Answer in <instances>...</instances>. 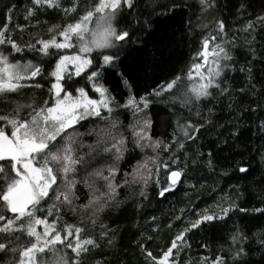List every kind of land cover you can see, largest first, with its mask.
Wrapping results in <instances>:
<instances>
[{"label": "snow or ice", "instance_id": "1", "mask_svg": "<svg viewBox=\"0 0 264 264\" xmlns=\"http://www.w3.org/2000/svg\"><path fill=\"white\" fill-rule=\"evenodd\" d=\"M199 3L201 16L197 18L195 26L209 29V23L204 21L211 19V31L203 37L201 49L196 53L203 62L191 65L186 74L188 82L183 89L180 87L183 78L177 75L149 94L162 97L170 93L171 102L174 105L178 103L187 112V115L183 111L175 114L171 140L167 142L152 135L153 120L145 111L152 101L146 96L138 100L132 94L126 78L124 83L129 87V97L127 103L120 107L131 108L133 116L138 117L126 126L130 130L131 140L121 130L120 121L111 117L115 98L98 82L100 71L93 70L87 77L92 82V91L99 93V99L90 97L85 87L76 88L70 83L73 75L79 77L92 66L90 54L93 51L100 52L103 65H113L126 48L144 43L143 35H149L152 28L150 20L140 22V27L133 30L118 29L116 26L117 16L122 15L125 8L132 9L135 0H98L94 6H85L83 14L75 22L63 27H49V38L37 40L39 49L33 44L22 47L7 34L6 27L0 30V45L10 46L7 54L0 50V98L18 93L27 86L25 81L43 72L40 64L32 60L22 62L23 58L17 59L14 53L28 49L51 56L58 55V51L50 50L78 49L73 55H59L55 62L50 72L55 78L50 89L55 99L51 103L45 101L34 107L33 104L23 105L16 101L10 112L0 114V122L4 123V126H0V222H3L0 224V253L10 257L5 264H12V261L15 264H85V258L94 250L101 249L104 244L108 247L115 245L116 230L103 223L100 216L123 202L119 199L121 188L140 184L142 187L139 195L147 198L149 183L160 185L162 168L169 172L164 186L159 189L161 197H165L166 193L181 183L187 171V161L183 168L171 170V165L161 159V151H169L174 145L177 150L184 149L188 141L196 142L198 136L204 135L202 129L207 132L210 129L225 128L217 110L220 113L227 111V124L231 125L227 128L226 136L218 132L217 147H227L231 151L240 147L237 142L242 140L243 121L257 111L264 116V76L257 79L253 70V62L264 66V14L257 15L254 20H243L239 28L227 31L225 20L215 15L217 0H199ZM186 6L177 0H172L170 4H159V15H167ZM79 7L80 0H72L69 7H64L61 0H31L25 19L35 16L41 9H56L67 16L76 13ZM239 11L246 12L245 3L240 4ZM188 26L193 27L191 19ZM105 49L114 51L104 54ZM103 65L97 67L102 68ZM260 72L264 73V67H261ZM235 73L244 74V86H234ZM35 86L40 87L39 84ZM24 107L31 108L26 116L21 115ZM140 113L143 115L139 116ZM90 118H99L105 126L88 129L87 133L79 132L77 126L86 128L82 122ZM257 127L261 143L249 150L257 151L264 161V120ZM85 134L95 136V142L87 146L86 152H81L84 145L78 143V137ZM129 143L133 145V150L138 148L144 154L132 166L130 173L125 172L123 178L117 180L120 162L129 151ZM147 150L152 155L147 154ZM100 154L110 156L111 160L94 163ZM203 155L198 152L191 163L196 164ZM212 155L209 151L208 159L203 163L214 171ZM169 159L173 163L180 162L175 154ZM237 170L248 173L249 167L238 166ZM81 172L84 175L78 180L77 176ZM78 183H82L89 191L87 202L80 205L76 203L79 200L76 188ZM192 187L195 188V185ZM47 201L51 203L42 209V202ZM215 207L219 212L205 209L196 219L189 221L188 226L175 235L161 257L153 256L151 251L137 241L141 251L153 264H179V253L185 247H191L186 240L189 232L201 228L210 231L217 227L215 222L227 217L229 212L247 211L239 208L234 201H229L227 207L221 201ZM65 208L73 213L79 209L93 227L100 221L99 237H82L81 234L86 232L83 226L58 227L59 212ZM54 210L55 219L50 222L47 217L54 215ZM254 211L264 214V208ZM182 215L183 210L175 219H181ZM40 226H43L42 230H38ZM17 233L26 235L29 243L18 244L20 237ZM146 239L151 240L152 237ZM248 239L240 230L231 235L232 264H249L244 259L248 254L244 247ZM259 243L264 247V236L260 237ZM248 247L250 249L251 246ZM67 249L71 250L72 256L68 255ZM226 255L211 259L204 257L198 264H229ZM95 264H103V261H95Z\"/></svg>", "mask_w": 264, "mask_h": 264}, {"label": "trees", "instance_id": "2", "mask_svg": "<svg viewBox=\"0 0 264 264\" xmlns=\"http://www.w3.org/2000/svg\"><path fill=\"white\" fill-rule=\"evenodd\" d=\"M61 2L64 7H69L72 0H61ZM97 2L98 0H80L77 12L67 16L56 9H41L36 12L35 16L26 20L25 16L27 9L31 7V0H0V30H4L6 27L7 34L22 47L26 44L34 45L37 39H44L51 35L48 32L49 27L53 25L63 27L67 23L75 22L83 14L85 6H94ZM171 2L172 0H135V6L132 9L125 8L123 14L117 16V27L118 29L133 30L140 27V22L150 20L152 23L150 34H141L144 43L126 48L120 59L113 65H103L100 52L93 53L92 66L79 77L73 75L70 81L74 87H85L92 97L97 98V93L92 91L91 81L87 77L93 70L100 71L101 76L98 78V82L103 84L115 98L111 117L120 121V128L129 137V140H131V134L126 126L133 123L138 117L133 116L131 108L120 107L127 103L129 97V87L124 83L125 78L131 85L132 94L138 100L141 96H146L152 101L145 111L153 120L151 132L154 137L162 138L166 142L171 140L175 114L183 111L187 115L186 110L181 109L178 103L174 105L171 102L170 93H165L162 97H154L149 94L177 75L183 78L180 85L183 89L185 75L191 65L201 61L196 53L201 49L203 37L211 31V19L204 21V23H209V29L195 26L197 18L201 16L199 0H177L178 3L187 6L177 8L167 15H159L158 5ZM241 3H245L246 12L239 11ZM154 4L157 6L153 7ZM262 14H264V0H217L215 15L225 20L228 25L227 31L239 28L243 20H254L257 15ZM189 19L193 21L192 28L188 26ZM3 47L7 51L10 46L5 44ZM50 51L56 52L57 50ZM112 51L114 50L103 51V53L111 54ZM72 52H75L74 48L62 49L58 51V55L51 56L30 50L16 53L17 59L23 58L40 64L43 72L32 85H27L18 93H12L3 98V103L0 104L3 113L10 112L15 107L16 101L23 105L33 104L34 107L42 105L45 101H51L50 89L53 79L50 72L59 55H67ZM40 56H44L45 59H41ZM253 63L255 65L253 70L259 79L264 76V73L260 72L261 67L264 66ZM97 65H103V67L98 68ZM233 75L235 76L234 86L236 88L244 86V74L235 73ZM36 84H39L40 87H36ZM173 91L175 92V89ZM73 94L77 93L73 92ZM30 111L31 108L24 107L21 115L26 116ZM217 111L222 122L225 123V128L210 129L207 132L202 129L204 135L198 136L196 142L188 141L184 149L177 150L174 145L169 151H161V159L171 165V170L183 168L187 161L185 176L181 178V183L173 191L166 193L165 197L159 195V189L164 186L169 172L168 169L163 168L160 171V185L150 182L146 189L147 198L139 195L142 187L140 184L120 189L119 199L123 202L100 216L103 223L116 230L115 245L108 247L104 244L101 249L94 250L85 258V264H95V261L98 260L103 261V264H153L141 251L140 244L151 251L153 256L161 257L163 252L170 247L175 235L187 227L189 221L196 219L197 215L205 209L219 212L215 206L221 201L225 207L229 201H234L239 205V208L247 211L229 212L227 217L215 222L217 227L210 231L201 228L189 232L186 240L191 244V247H185L179 253V264H198L204 257L211 259L225 253H227L225 258L229 264H232L230 237L236 230L244 232L249 238L244 244L245 251L248 253L244 259L249 264H264V247H261L259 243L260 237L264 236V214L254 211V209L264 208V161L261 160L257 151L249 150L261 143L257 126L261 120H264V116L257 111L243 121L242 140L237 142L240 147L230 151L227 147H217L218 132H223L226 136L227 128L231 127L227 124V111L222 113ZM138 115L142 116L143 113ZM2 123L0 122V124ZM82 123L87 127L77 126L81 133H87V130L91 128L105 126L99 118H90ZM94 142L95 136L85 134L78 137V143L84 145L81 152H86L87 146ZM128 148L129 151L125 153L124 160L120 162L117 180L122 179L125 172L130 173L132 166L144 154L138 148L133 150L131 143ZM209 151L213 154L214 171L203 163L208 159ZM198 152H202L204 155L199 158L196 164H192L191 161ZM147 154L152 155L150 150H147ZM173 154L179 157V163H173L169 159ZM105 160L110 161L111 157L100 154L94 163H103ZM238 166L249 167V172H239ZM83 175L81 172L77 179H81ZM192 185H195V188ZM76 188L79 197V200L76 201L77 205L86 203L89 197L88 189L82 183H78ZM50 203L51 201L42 202L41 208L46 209ZM181 210H183L181 219H175L176 216L181 215ZM37 215H41V213H37ZM59 215L58 227L83 226L86 228V232L81 234L82 237L86 235L99 237L100 221L93 227L86 215H82L79 209L73 213L65 208L59 212ZM152 217L157 219L153 220ZM47 219L50 222L55 219V210L54 215L48 216ZM82 219L83 224L81 225ZM2 223L0 222V224ZM169 224L171 227H168ZM17 235L20 237L17 241L18 244L27 245L29 243V238L26 235L21 233H17ZM148 236H151L152 239L147 240ZM248 245L251 246L250 249ZM66 251L69 256L73 255L70 249ZM9 259L10 257L0 253V264H5ZM12 264H15V261H12Z\"/></svg>", "mask_w": 264, "mask_h": 264}, {"label": "rangeland", "instance_id": "3", "mask_svg": "<svg viewBox=\"0 0 264 264\" xmlns=\"http://www.w3.org/2000/svg\"><path fill=\"white\" fill-rule=\"evenodd\" d=\"M116 26H117V20H116ZM49 37H47V38H44V39H48ZM60 39H62V38H60ZM38 40V39H37ZM74 43H75V41H74ZM35 46H36V49H39L40 48V45L39 44H37V41L35 42V44H34ZM0 48H1V50L3 49L4 51H5V54H7V51L5 50V48L3 47V45H0ZM75 49V52H72L71 54H67V55H73V54H75L77 51H78V49L77 48H74ZM62 50V49H61ZM108 50H111V49H105V50H103V51H108ZM25 51H29L28 49L27 50H25ZM57 51H60V50H57ZM99 51H93L91 54H90V56H91V58H92V54L93 53H98ZM14 55H16V53H14ZM65 55V54H64ZM40 58L41 59H45L44 58V56H40ZM27 61V59L25 60V59H22V62H26ZM93 61V60H92ZM203 61L201 60V61H199L198 63H202ZM55 65V64H54ZM54 65H53V68H54ZM72 71H74V69H71ZM193 75L195 76V73H193ZM36 78V77H35ZM34 78V79H35ZM185 83H187L188 81H187V75H185ZM34 79H32V80H34ZM52 79H53V81H52V83H51V86H52V84L53 83H55V78L52 76ZM32 80H29V82L28 81H25L24 83L26 84V85H32L33 84V81ZM184 83V84H185ZM91 85H92V82H91ZM89 96L90 97H92L90 94H89ZM4 97H6V96H4ZM4 97H2V98H0V104L1 103H3V98ZM51 97H52V99H51V101L52 100H54L55 99V97H54V95L51 93ZM93 99H99V93H97V98H94V97H92ZM51 101H49L50 103H51ZM0 114H3V111H2V109H1V107H0ZM0 126H4V124L2 123V124H0ZM42 227L43 226H40V228H38V230H42ZM69 239H71V238H69Z\"/></svg>", "mask_w": 264, "mask_h": 264}, {"label": "flooded vegetation", "instance_id": "4", "mask_svg": "<svg viewBox=\"0 0 264 264\" xmlns=\"http://www.w3.org/2000/svg\"><path fill=\"white\" fill-rule=\"evenodd\" d=\"M0 50H1V48H0ZM38 77V76H37ZM37 77L34 79V80H36L37 79ZM34 80H32L33 81V83H34ZM29 82V81H28Z\"/></svg>", "mask_w": 264, "mask_h": 264}, {"label": "water", "instance_id": "5", "mask_svg": "<svg viewBox=\"0 0 264 264\" xmlns=\"http://www.w3.org/2000/svg\"><path fill=\"white\" fill-rule=\"evenodd\" d=\"M176 170V169H175Z\"/></svg>", "mask_w": 264, "mask_h": 264}]
</instances>
